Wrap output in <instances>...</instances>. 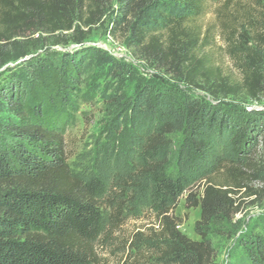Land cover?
Returning a JSON list of instances; mask_svg holds the SVG:
<instances>
[{
	"label": "trees",
	"instance_id": "obj_1",
	"mask_svg": "<svg viewBox=\"0 0 264 264\" xmlns=\"http://www.w3.org/2000/svg\"><path fill=\"white\" fill-rule=\"evenodd\" d=\"M106 4L104 0H0V69L7 67L8 74L0 87V264L96 262L106 184L74 172L64 132L72 119L71 97L84 65L96 63L118 72L127 66L101 50L87 48L57 60L56 88L34 81L30 74L37 71L42 77L47 67L44 58L33 56L39 44L33 36L59 38L71 33L73 43L82 45L90 37L85 30L103 23L109 11ZM193 11H200V0H118L112 33L122 34L134 58L174 81L213 97L237 95L235 87L200 59V36L187 26L186 13ZM258 39L260 47L244 54V63L252 68L251 73L246 71L245 81L252 97L260 89L264 67V36ZM212 78L220 83L210 85ZM177 89L158 84L155 96L151 92L147 96L146 87L140 93L142 97L146 93V105L158 112L154 131L141 146L138 166L139 175L148 182L149 207L158 222L150 248L154 264H209L211 231L227 236L238 233L232 195L237 194L235 189L258 195L251 185H264V161L248 149L254 122L241 125L234 121L236 117L215 111L208 123L201 116L208 108L200 113V102ZM214 125L222 136L229 131L241 147L235 161L217 167V174L225 173L223 182L208 177L200 199L193 193L186 198L187 209L201 208L195 226L201 241L195 242L179 232L173 211L193 185L184 167L205 161L209 143L204 134ZM176 133L183 140L173 150L170 137Z\"/></svg>",
	"mask_w": 264,
	"mask_h": 264
},
{
	"label": "rangeland",
	"instance_id": "obj_2",
	"mask_svg": "<svg viewBox=\"0 0 264 264\" xmlns=\"http://www.w3.org/2000/svg\"><path fill=\"white\" fill-rule=\"evenodd\" d=\"M104 2L109 11L103 23L85 30L90 37L82 45L73 43L71 33L60 34L59 38L33 36L39 40L33 56L44 58L47 67L44 76L39 77L33 71L30 77L56 88L60 82L55 73L57 60L87 48L101 50L127 66L118 72L114 67H98L96 63L84 65L79 86L71 97L74 110L64 138L68 162L74 172L85 179L100 178L106 184L107 192L101 200L104 225L95 245L94 264H154L150 245L158 222L149 207L148 182L139 175L138 166L141 146L153 133L158 112L146 105V93L144 97L140 93L146 87L155 96L157 85L167 84L182 91L184 97L198 100L200 113L208 108L201 115L207 122L215 111L236 117L234 121L241 125H246V120L254 122L248 149L252 156L256 154V158L264 161V67L260 71V89L252 97L245 86L246 71L251 73L252 68L244 63V54L260 47L258 38L264 36V0H200L198 13H186L187 26L200 36L198 55L204 65L212 67L238 90L237 95L229 97L222 94L213 97L193 90L134 58L122 34L118 30L112 33L118 0ZM160 35L165 37L164 31ZM6 68L0 69V87L8 78ZM219 83L214 78L209 81L210 85ZM209 129L204 134L209 143L206 159L184 167L193 185L173 211L179 232L195 242L201 241L195 232L196 223L201 220V208L187 209L186 198L193 193L200 199L208 177L223 182L225 173L217 174V167L235 161L241 147L234 143L229 131L222 136L217 126ZM170 138L176 150L183 135L176 133ZM251 188L258 195L247 196V189H235L237 194L232 195L238 209L233 219L238 233L227 236L211 231L213 255L209 264H264V185L254 183Z\"/></svg>",
	"mask_w": 264,
	"mask_h": 264
}]
</instances>
